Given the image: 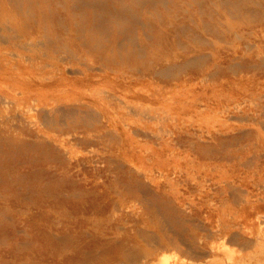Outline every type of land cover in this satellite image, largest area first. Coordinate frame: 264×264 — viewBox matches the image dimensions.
Listing matches in <instances>:
<instances>
[{"label":"bare ground","instance_id":"1","mask_svg":"<svg viewBox=\"0 0 264 264\" xmlns=\"http://www.w3.org/2000/svg\"><path fill=\"white\" fill-rule=\"evenodd\" d=\"M2 2L3 0H0L1 10L5 13L7 6L2 4ZM223 2H226V0ZM167 4L173 6V0H26L22 2L21 7L24 8L26 6L33 9L36 21L41 24L33 25L35 27L33 28L31 27L32 24L25 20H8L7 17L2 19V24L6 25L10 22L15 27L26 25L28 28L35 29V34L38 37H46V39L42 38L39 43H32L34 44L32 45V40L28 39L29 29H22L10 36L6 46L1 44L0 74H4L5 76L3 77L7 81L12 80L18 86H23L22 92L25 95L29 96L32 90L37 89L36 94L40 96L34 101L30 100L35 102V107H27L26 105L27 109L35 108L40 111L39 119L32 116L31 113L28 115L31 111L23 109L21 102L13 100L7 94L5 86L3 87L0 84V105L6 108V114L9 112L8 109L10 107L14 110V113L10 116H6L19 122L24 121L28 127L30 126L28 132L32 136L36 134L39 138V144L47 145L52 150L50 157L61 158L63 161L65 158L68 166L64 167L63 172L65 170L68 171L74 163L77 166L84 164V166L92 167V169L97 164L93 162V159L75 161L73 149L68 146V141L64 137L59 138L56 134H45L41 126L43 121L59 122L61 120L53 117L52 112L59 111L65 115H74L76 113L81 115H83L82 113L84 115L87 113L88 115L92 107H96L101 114V120L98 121L101 124L107 123L109 128L104 131L96 129L95 133L99 136H103L105 133H112L113 137L117 139V143L109 149V153L105 157V160H108L109 168L104 170L103 173L93 171L91 174L85 175L83 179L84 181H94L92 186L95 189H84L83 191L86 193L95 192L96 188H98L97 186L102 184L107 186L104 183L105 180L99 179L103 176L115 183V190L105 188L108 192L102 199L104 200L102 201V207L98 209L101 214H104L105 210L111 209L114 213V219H111V223L108 220V224L103 223L102 217L96 218L95 216L93 219L81 221L79 224L76 220L73 226L77 228V233H81L84 237L76 241V243L69 239L64 240L71 241L72 250L77 251L78 254L72 257L73 251H70L68 258L61 257L65 258L69 264H87L93 258H97L99 251L98 253L97 251L93 252L89 248L93 244L100 245L99 250L105 253L115 254L109 264H252L254 260L252 258L256 254L264 253V231L253 228V222L250 218L253 211L248 212L252 207L249 203L254 194L260 195L258 198L264 200V160L261 159L263 155L258 154L254 159L246 158L245 155L240 153L241 149L238 148L237 152L231 155L232 162L225 165L221 162L223 157L218 155L219 153H213L219 152L218 147L222 146L217 139H220V143L223 142V144L227 141H234L236 136L233 133L226 132L230 130L229 128L234 127V122L214 120L210 116L212 114L207 111L203 113L188 109L175 111L160 104H153L157 101V98L152 91L143 89V92L132 93L130 96H127L123 91L127 82L131 80V75H135V71L141 75H147V77H151V72L159 73L160 76L161 73H167L169 69H174L180 65L176 60L162 63H150L149 61L134 65L133 68L130 66V71L116 68L128 66L131 60L137 58L139 52L147 51L148 48L154 45L153 42H146L145 40L133 42L126 38L125 34L139 30L137 28H153L154 24L157 23L149 20L145 11L150 9V12H153L156 10V5L167 7ZM15 5L17 6V4ZM133 14L137 17L134 20H128L127 25L124 27L117 25L119 19L126 18L127 20ZM80 15H85L86 17L83 20H78L77 17ZM47 20L53 22V27H47L48 24L43 22ZM227 28L226 31H228ZM96 32H101L106 40L108 37L113 38L116 43L111 48L99 49L95 44L100 40L98 37L82 36L84 33ZM202 43L205 44V42ZM213 44L215 43L213 42ZM226 44L230 45L231 43L228 44L227 42ZM244 46L246 47V45ZM125 47L128 53L117 54L118 51ZM8 50L12 51V53L14 52L17 56H22V59L14 61V58L11 59V56L8 57L6 55ZM184 50L186 51V49ZM205 50V47L194 48L191 58L183 62L186 67L192 66L190 74L202 81L211 79L212 86L222 89L214 100L225 98L226 103H223V110L226 112H230L233 108H239L241 102L248 105L253 104L255 93L252 89L253 81L250 79L252 76H247L242 72L228 75L224 69V65L227 63L236 64L246 59L243 57V53L240 52L239 45L234 46L232 50ZM26 51H29L30 54ZM129 51L132 52L130 53ZM62 52H67L68 54L70 52V54L68 57L64 56L65 59L61 56ZM12 56L14 57L15 55ZM9 59L12 61H9ZM89 59H93L99 64L96 69L102 71L100 77H104L108 81L106 86L97 89L99 97L104 98L105 101L104 99L97 100L86 96H82V98L50 97L52 93L50 90L60 81L70 83L75 81V77L67 75L68 70L82 72V75L77 80L84 84L91 83L94 75L92 69L81 66L82 61ZM45 65L49 66L51 73L49 72L46 78L44 75V78L37 80L39 75L36 76L33 71ZM112 72H115V74H112ZM172 74L177 77L178 81L192 77L183 76L178 69L173 70ZM45 79L47 80L45 81ZM241 87H243V90L240 96L229 92ZM134 88L138 87L134 86ZM225 88L229 90L226 91L227 93L224 92ZM86 92L88 93L89 91ZM14 93L16 94V91ZM92 93L96 95L93 90ZM108 101L117 104L120 109L130 114L132 113L133 116L139 115L141 121L135 119L133 126L123 127L116 125L113 127L106 114ZM176 103H179L178 99H176ZM111 106L113 105L111 104ZM35 109L32 110L34 111ZM95 112L93 114L97 115ZM59 116L61 117L60 114ZM88 116L93 117L94 115ZM124 118H122L123 122ZM61 121L64 122V120ZM121 124L125 125V122ZM90 125L91 122L83 123L72 129L73 131H66L64 134L69 140H83L81 139L80 129L85 130ZM95 125L96 127L98 126V124ZM138 132L144 137L157 139H162L167 134V137L163 138L162 142L168 146L171 145V140L173 139H177V141L191 139L192 142H195V150L203 153L208 151L209 154L205 155L204 162L193 161L195 163H191V165L188 164L187 158L182 161L180 158L162 159L159 157L152 164L147 161H139L128 157L124 149L127 140L131 138L133 133L136 134ZM261 135L262 138L259 141L249 142L248 148L260 145V152L264 150V134L262 133ZM89 149L91 150V147ZM179 161L183 162L182 165ZM112 168L116 169L113 173L110 172ZM53 175L50 176V179L55 176ZM230 180L239 182L244 187L243 190L246 195H235L229 200L228 191L223 189V186L231 182ZM177 181L186 184L194 197L189 201H184L183 192L179 191L175 186ZM53 182L58 184L59 180L54 179ZM162 201L165 202L164 205L161 204ZM75 203H79L76 212L80 215L84 212L85 207L77 196L73 200V204ZM190 203L193 206L185 212L184 209ZM132 205L140 208L145 206L147 211L156 214L157 219L144 218L142 214H132L130 211ZM165 207L179 212V214L176 213L177 216H183V220L177 219L176 228L169 225L168 227L170 228L164 227L168 221L165 225L162 224L161 216L159 218L158 213L160 211V215H162L161 209ZM215 209L216 212H214ZM259 211L258 209L256 213ZM141 222H144V225H141ZM153 222H155L159 230L157 236L150 230V225ZM160 225H163V227ZM114 230L123 232L124 238L121 241L117 239L112 241L115 236L112 232ZM90 231L96 233H91ZM87 232L91 233V235H87ZM230 245L235 247L231 248ZM86 246L89 248L87 249L88 251L82 250ZM168 249L173 250L174 253V259L171 262L166 261L167 257L169 258L172 255H168L170 251ZM166 250H168V256H165L166 253L164 254L166 259L163 262L162 254ZM221 254L226 255L224 260L219 258ZM245 258L247 260H244Z\"/></svg>","mask_w":264,"mask_h":264},{"label":"rangeland","instance_id":"2","mask_svg":"<svg viewBox=\"0 0 264 264\" xmlns=\"http://www.w3.org/2000/svg\"><path fill=\"white\" fill-rule=\"evenodd\" d=\"M23 1L26 0H3L2 4H5L7 8L4 13L0 6V46H6L10 36L22 29H29L28 39L32 40L31 44L39 43V40L42 38L46 39V37H38L35 34V29L28 28L26 25H18L15 27L14 24L10 22V26L9 23L6 25L2 24V19L5 17H7L8 20H25L32 24L31 27L33 28H35L33 25L41 24L36 21V16L34 15L35 11L33 9L26 6L24 8L21 7ZM223 1L224 0H173V6L171 4H167V7L156 5L155 9L157 11L154 10L153 12L147 9L145 11L147 17L157 24H154L153 28H137L139 30H134L131 33L125 34V37L133 42H136V40L138 42L143 40L146 42H153V47L151 46L147 51L139 52L137 58L131 60L128 66L116 68L130 71L131 67L133 68L134 65L140 63H147L149 61L150 63H162L176 60L180 65L174 69H169L167 73L170 75L164 72L166 74L165 76L164 73L160 72L162 76H159V73L156 74L151 72V77H147V75L144 76L135 71V75L132 73L133 75L130 77L131 80L127 82L123 91L127 96H130L132 93L143 92L144 90L152 91L157 98V101L153 104H160L175 111L182 109L200 111V113L207 111L209 114H212L210 116L214 120H228L234 122V127L229 128L230 130L226 132L233 133L236 136L234 139L235 142L231 140L223 144V142L220 143V139H217L222 146L218 147L219 152L213 153H219L218 155L224 159V161L222 159L221 162L225 165L232 162L231 155L237 152L238 148L241 149L240 153L245 155L246 158L254 159L258 154H261L263 155L261 159L264 160V150L260 152V145H254L248 148L249 142L259 141V139L262 138L261 134H264V0H226V2H228L227 4H224L226 2ZM15 4H17L18 7ZM85 17V15H80L77 18L78 20H83ZM136 17L137 16L133 14L127 20L126 18L119 19L117 25L119 27H124L127 25L128 20H134ZM43 22L48 24L47 27H53V22L51 20ZM226 27H228V31H226ZM84 35L98 37L100 40L95 44L99 49L105 47L111 48V46L116 43L113 38L108 37L109 35L106 40L101 32L84 33L82 36ZM202 42H205V44ZM213 42L215 44H213ZM227 42L228 44L231 43V46L227 45ZM238 45L240 52L243 53V57L246 59L240 63H236L238 65L235 63H227L224 65V69L228 75L242 72L247 76H252L250 79L253 81L252 89L255 93L254 103L248 105L241 102L239 108H233L230 112H226L223 110V103H226L225 98L217 101L214 100L222 89L220 90L212 86L211 79L202 81L190 74L192 66L187 65L188 67H186L183 62L191 58L190 56L193 55L194 48L205 47V51H210L211 49L232 50L234 46ZM244 45H246V47ZM184 49H186V51ZM26 52L30 54L29 51ZM129 52L131 53L132 51ZM7 53L6 55L8 57L11 56V59L14 58V61L16 59L19 61L22 59V56H17V54L14 52L13 54L12 51L8 50ZM123 53H128L126 47L118 51L117 54L120 55ZM69 54L67 52H62L61 56L68 57ZM12 55L15 56L13 57ZM9 61L12 60L9 59ZM82 62V67H89L92 69V73H94L93 81L89 84L81 83L77 79L82 75V72L78 70H68V74H66L75 77V81L73 83L60 81L50 90V92H52L50 97L63 96L68 98H82V96H86L96 98L97 100L104 99L99 97V91L97 92V89L106 86L108 81L104 77H100L102 71L96 69L99 64L93 59ZM116 68L114 67V69ZM175 69H178L183 76L187 75L192 77L187 79L183 77L184 80L178 81L177 77L172 74V71ZM50 71L49 66L45 65L37 68L33 73L36 76L39 75L37 77L38 79L36 78L39 80V78H44V75L46 78ZM113 73L115 74V72H112V74ZM3 76L5 75L0 74V84L3 87L5 86L4 88L7 94L13 100L21 102V106L25 110L30 106L35 107V102L33 101L37 97H40L36 94L37 89L32 90L34 93L32 94L31 92L29 96L25 95L24 92H22L23 86H18L17 83L12 80L7 81ZM46 80L47 79H45V81ZM134 86L138 88L135 89ZM92 90L96 92V95L95 93L91 94ZM164 90L166 93L163 92ZM242 90L243 87L230 91L225 88L224 92L227 93L226 91H229L240 96ZM15 91L16 94L14 93ZM86 91H91L90 95L89 92L87 93ZM176 99H178L179 103L175 104ZM111 104L113 106H111ZM106 107L107 119L113 127L116 125L123 127L133 126L135 119L141 121L139 115L135 114L136 116H133L132 113L130 114L120 109V106L117 104L108 101ZM5 109L3 105H0V264H69L65 258H68L73 251L71 241H75L76 243V241L84 237L81 233L78 234L76 231L77 228L73 226L76 220L79 224L81 221L93 219L95 216L96 218L102 217L103 223L108 224V220L109 223H111L110 221L113 218L114 213L111 209L105 210L104 214H101L98 209L102 207V201H104L102 199L108 192L105 188L107 187L109 190H115V183L103 176L99 179L105 180L106 182L104 181V183H106L107 186L102 184L101 186H97L98 188H96V191L94 190L95 192L86 193L83 191L84 189H95V187L92 186L94 181L85 180V182L83 179L85 175H89L93 171L96 173H103L104 170L109 168L108 160H105V157H107L109 149L117 143V139L113 137L112 133H105L103 136H99L95 133V131H97L96 129L104 131L109 128L107 123L104 122L105 124H101L98 121L101 120V114L96 107H92V110L90 108L91 114L88 113V115H94L93 117H89L87 113H85V115H87L85 116L84 113H82L83 115L80 113L65 115L59 111L52 112L53 117L60 118L64 120V122L61 120L59 122L43 121L41 126L45 134H56L59 138L64 137L65 140L68 141V146L73 149L75 161L93 159V162L97 164L95 167L93 166L92 169V167H86L84 164L77 166L74 163L68 171L65 170V172H63L64 167L68 166V162L65 158L63 161L61 158L50 157L52 150L48 148L47 145L39 144L38 136L36 134L32 136L28 132L30 126L28 127L24 121L19 122L16 119L8 118L14 113V110L10 107V109H8L9 112L6 114ZM32 109L35 108L27 109L31 111L28 115L31 113L32 116L40 119V111L35 109L34 112ZM94 111H96L95 113L97 115L93 114ZM121 117L124 118L123 120L126 126L121 124L124 123ZM93 120L95 123H93ZM86 122H91V125L89 127L87 126L85 130L80 129L81 139L83 140H69L65 136L64 133L66 131H73L72 129ZM95 124H98V126L96 127ZM166 135L163 138H166ZM143 137L144 136L138 132L136 134L133 133L131 138L127 140L124 149L128 157L143 162L147 161L151 164L156 162L159 157L162 159L180 158L182 161L187 158L188 164L191 165V163L195 162H204L205 155L209 154L208 151L203 153L195 150V142H192L191 139H183L181 141L173 139L175 141L172 142L173 140H171V145L168 146L162 142L163 138ZM224 137L228 138L227 136ZM75 143L78 144L76 145ZM90 147L91 150L89 149ZM179 162L182 165L183 162ZM115 170V168H112L110 172L113 173ZM52 174L55 176L53 175L54 177L50 179ZM54 179L59 180L58 184L54 183L56 181L53 182ZM230 181L231 182L223 186V189L228 191L229 200L235 195H246V192L243 190L244 187L241 186L239 182H234V180ZM175 186L179 191L183 192V196L185 197L184 201H189L194 197L188 190L189 188L186 184L177 181ZM76 196L85 207L84 212L80 215L76 212L79 203L73 204V200ZM259 196L260 195L254 194V196L251 197L249 205L252 207L248 212H251V210L253 211L252 215H250L253 228L264 231V200L258 198ZM161 204L164 205L165 202L162 201ZM192 206L190 203L186 206L184 211L187 212ZM258 209L260 211L256 213ZM130 211L132 214H142L144 218L157 219L156 214L147 211L145 206L140 208L136 205H132ZM161 211L162 215H160L159 211L158 216L159 218L161 216L160 219L163 222L162 224L165 225L168 221L164 227H168L169 225L170 227L176 228L177 219L183 220V216H177L176 213L179 214V212L173 211L170 208L165 207L161 209ZM214 212H216V209ZM257 220H261L262 222H258ZM140 224L144 225V222ZM163 225L160 226L163 227ZM150 230L156 236L159 234L155 222L150 225ZM90 232L96 233L93 231ZM112 232L113 235H115L112 241L116 239L121 241L124 238V234L121 230H114ZM91 233L87 232V235H91ZM65 239L71 241H64ZM233 246L234 245H230L231 248H233ZM89 248H91L93 252L97 251L98 253L99 251V254L97 258H93V260L87 264H109L111 259L115 256V254H109L99 250L100 245L98 244H93ZM89 248L86 246L83 247L82 250L88 251L87 249ZM168 250L164 251L162 254L163 262H165V256L170 254L172 255H170L169 258L167 257L166 261L168 260L167 262H171L174 259L173 250H170L171 252L169 251L170 253L168 252L167 255ZM72 253V257L78 255L77 251H73ZM62 256L65 258H61ZM225 256L226 255L221 254L219 258H223L224 260ZM58 257L59 259H57ZM244 260L247 259L245 258ZM252 260V264H264V253L256 254Z\"/></svg>","mask_w":264,"mask_h":264}]
</instances>
